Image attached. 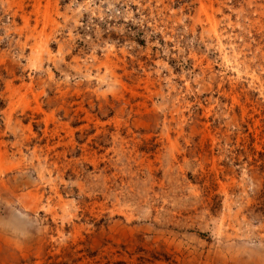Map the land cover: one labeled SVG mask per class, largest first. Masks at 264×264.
<instances>
[{
  "label": "rangeland",
  "instance_id": "rangeland-1",
  "mask_svg": "<svg viewBox=\"0 0 264 264\" xmlns=\"http://www.w3.org/2000/svg\"><path fill=\"white\" fill-rule=\"evenodd\" d=\"M0 264H264V0H0Z\"/></svg>",
  "mask_w": 264,
  "mask_h": 264
}]
</instances>
